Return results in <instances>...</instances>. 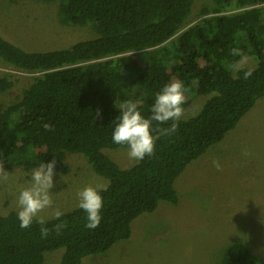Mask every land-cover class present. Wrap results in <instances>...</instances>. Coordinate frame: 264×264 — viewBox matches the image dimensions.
Returning a JSON list of instances; mask_svg holds the SVG:
<instances>
[{"label":"trees","instance_id":"obj_1","mask_svg":"<svg viewBox=\"0 0 264 264\" xmlns=\"http://www.w3.org/2000/svg\"><path fill=\"white\" fill-rule=\"evenodd\" d=\"M213 1L212 10L203 9V18L182 31L194 0H62L61 25L96 32L62 50L27 52L0 34L1 61L40 74L19 100L0 107L4 167L30 171L55 160L54 171L65 174L66 154H81L107 180L96 229L85 227L87 214L79 207L45 219L50 231L43 238L36 221L22 229L17 213L0 214V264H43L44 253L57 249H63L59 264H81L128 239L135 218L153 212L160 201L177 204L176 178L264 99V1ZM246 54L256 67L233 73ZM176 80L184 87L183 109L192 93L210 97L194 117L176 121L171 136L159 130L173 121L153 122L154 155L121 169L104 152L127 148L112 140L121 104L136 102L149 118L156 94ZM11 86L0 76V93ZM59 223L67 227L57 234ZM220 264L264 262L237 242Z\"/></svg>","mask_w":264,"mask_h":264},{"label":"rangeland","instance_id":"obj_2","mask_svg":"<svg viewBox=\"0 0 264 264\" xmlns=\"http://www.w3.org/2000/svg\"><path fill=\"white\" fill-rule=\"evenodd\" d=\"M61 1L0 0V34L27 52L67 49L76 42L95 38L96 32L87 25L59 23ZM214 7L213 0H194L182 31L203 18V9ZM255 67V58L246 54L232 72ZM39 75L20 71L0 59V76L12 83L0 93V107L19 100L22 91ZM209 97L192 93L179 120L194 117ZM228 135L176 178V205L160 201L153 212L132 221L128 239L116 242L103 254L84 258L81 264H220L224 251L237 242L248 246L264 262V99L258 100ZM104 152L121 169L136 162L128 157L127 148ZM214 160L219 161L221 170L213 166ZM65 163L67 173L54 171V186L50 189L53 204L39 214L44 219L55 217L56 211L77 208V193L84 188L107 186V180L93 172L83 155L67 153ZM34 170L4 167L8 177L0 179L1 215L18 213L19 189L31 183ZM62 253L63 249L44 253L43 264H59Z\"/></svg>","mask_w":264,"mask_h":264},{"label":"clouds","instance_id":"obj_3","mask_svg":"<svg viewBox=\"0 0 264 264\" xmlns=\"http://www.w3.org/2000/svg\"><path fill=\"white\" fill-rule=\"evenodd\" d=\"M185 103L184 87L181 81L176 80L167 84L156 94L155 102L152 106V115L145 118L138 110L136 102H125L120 106V115L117 117L112 133L113 143L116 145H126L127 155L130 159L139 161L145 156L154 155L157 137L152 135L153 122L165 124L173 121L170 127L160 129L163 135L171 136L177 131V123L184 113L182 105ZM99 115V111L96 113ZM46 130H50L45 125ZM213 166L219 171L221 165L218 160L213 161ZM55 160L45 164L41 163L32 173L31 183L21 186L17 196L19 226L22 229L29 228L34 221L41 225V236L47 237L49 229L43 225L45 219L39 214L53 204V196L50 189L53 188ZM8 172L4 171L3 161L0 160V179H7ZM100 189L88 186L77 193L78 207L87 214L88 229H96L100 225L101 210L103 208V198ZM62 215L60 211L55 212V217L59 219ZM67 225L59 223L54 226L57 234Z\"/></svg>","mask_w":264,"mask_h":264},{"label":"crops","instance_id":"obj_4","mask_svg":"<svg viewBox=\"0 0 264 264\" xmlns=\"http://www.w3.org/2000/svg\"><path fill=\"white\" fill-rule=\"evenodd\" d=\"M246 114H247V113H246ZM240 120H241V119H240ZM241 124H242V123H241ZM234 129H235V128H234ZM234 129H233V130H234ZM237 130H238V129H237ZM237 130H235L234 132H236ZM231 131H232V130H231ZM228 134H229V133H228ZM228 134H226V136H227ZM230 134H231V133H230ZM232 134H233V133H232ZM228 136H229V135H228ZM226 138H227V137H226ZM226 138L224 137L223 140H225ZM223 140H222V141H223ZM222 141H221V142H222ZM219 143H220V142H219Z\"/></svg>","mask_w":264,"mask_h":264}]
</instances>
